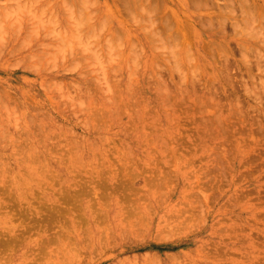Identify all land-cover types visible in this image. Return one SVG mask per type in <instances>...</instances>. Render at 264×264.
I'll list each match as a JSON object with an SVG mask.
<instances>
[{
  "label": "rangeland",
  "instance_id": "obj_1",
  "mask_svg": "<svg viewBox=\"0 0 264 264\" xmlns=\"http://www.w3.org/2000/svg\"><path fill=\"white\" fill-rule=\"evenodd\" d=\"M16 1L0 0V264H264V0H160L159 46L124 0H87L84 40L80 0ZM178 27L182 62L160 49Z\"/></svg>",
  "mask_w": 264,
  "mask_h": 264
},
{
  "label": "bare ground",
  "instance_id": "obj_2",
  "mask_svg": "<svg viewBox=\"0 0 264 264\" xmlns=\"http://www.w3.org/2000/svg\"><path fill=\"white\" fill-rule=\"evenodd\" d=\"M18 1V0H17ZM16 1V2H17ZM26 1H28V0H25L24 1V3L26 2ZM34 1H36V0H34ZM64 1V0H63ZM67 0H65V3H68V2H66ZM71 1V0H70ZM79 1V0H78ZM108 1V0H107ZM118 1H120V0H118ZM168 1H170V0H168ZM188 1V0H187ZM194 2L196 1V4L195 3H193L192 2V0H191V2H192V4H195L196 6H194V7H192V9L194 8H197L198 7V9H195V10H202L201 8L203 7V9H204V7H206L207 5V1L206 0H193ZM214 1V0H213ZM221 0H219V2H218V0H217V2H212L211 1V3H216V5H214L213 7L214 8H216L215 9V11H214V13H235V12H237L238 11V9L235 7V3H237V6H238V3H239V8H240V10H241V12L240 13H251V12H253V10L252 9H254V6L253 5H255L254 4V2L256 1V0H254V2H252L253 4H251V0H225L224 2H223V0H222V2H223V5H222V2H220ZM19 2L20 3H18L19 5H21L22 7H21V9L22 8H24V5H22V2L19 0ZM30 2V4L27 2V3H25V5H27V4H29V5H27V9H28V6L29 7H32V9L30 8V10H28V11H31V10H33V8H34V10H36V8H35V6L37 5V3H38V5L37 6H39V3H41L40 1L39 2H34L35 3V5L33 4V6H31V4L33 3V1L32 0H30L29 1ZM49 2V1H48ZM106 2V1H105ZM104 2V3H105ZM121 3L123 2V1H120ZM190 2V1H189ZM23 3V4H24ZM46 3V2H45ZM71 2H69L68 4H70ZM74 3H75V0H74ZM103 3V2H102ZM108 3V2H107ZM106 3V4H107ZM114 3H116V2H114ZM119 3V2H118ZM125 5H124V4ZM122 4H123V6L121 5H117L116 4V8H117V11L118 12H121L122 10H125V12H127V13H134V15H135V13H138L137 15H139V16H136L137 18H139V19H137L136 21H135V19H133L134 21H135V23L137 24V25H139L141 22H142V24H140L141 25V27H142V25H143V27H144V29H146L145 31H147V33H145V34H147V36H149L150 37V39L153 41V42H155L156 43V45H161V44H159V42H160V40L161 39H163V38H161V34H160V32H157L156 30H154V27L153 28H151L153 25H154V23L156 22L155 21V16L157 15L156 13H167L166 12V8H160V6L161 7H163L164 5H159V4H161V2H160V0H159V3H158V1L157 0H124V2H123ZM166 3V2H165ZM217 3H219V4H217ZM221 3V4H220ZM51 4V3H50ZM67 4V5H68ZM79 4H80V6H82V7H80V8H77L78 10L77 11H79V13H81V14H79V17L80 18H78L77 16V11L75 12V11H73L74 10V8H72L73 7V5L71 6V5H68V9L69 10H71V11H69L67 8H66V6L65 5H63V6H65V9L64 10H68V11H66V13L68 12L69 14H71V16H69V17H72V20H75L76 22H75V24L77 23V25H75V30L78 28V26H82V25H84V24H86V23H90L91 21H93L92 19L94 18V17H92V15L94 14V11L93 10H91L90 9V7H95V2L92 4L91 3V1H87V0H80L79 1ZM162 4H164V3H162ZM190 4V3H189ZM189 4H187L186 3V0H179V5L181 6V8H182V10H184L185 12H187V11H189L190 10V6H189ZM209 4H210V0H209ZM213 4H211V5H213ZM263 5H264V1H263V3H262ZM77 5V4H76ZM112 5V4H111ZM167 5V4H166ZM191 5V4H190ZM222 5V6H221ZM47 6V5H46ZM71 6V7H70ZM110 6V5H109ZM113 6V5H112ZM168 6V5H167ZM166 6V7H167ZM16 7V6H15ZM19 7V6H18ZM42 7V6H41ZM72 8V9H71ZM114 8V7H113ZM208 8V7H207ZM14 9V8H13ZM17 9V8H16ZM39 8H37V10H38ZM47 10H48V8H46ZM80 9V10H79ZM108 10H109V7L107 8ZM170 9H171V7H170ZM175 9H177V8H175ZM36 10V11H37ZM46 10V11H47ZM116 10V9H115ZM169 10V9H168ZM237 10V11H236ZM39 11V12H38ZM37 12L38 13H42L41 11H42V9H39ZM45 11V10H44ZM205 11V10H204ZM9 12V11H8ZM16 12V11H15ZM20 12H25L24 11V9H23V11L22 10H20V8H19V13ZM53 12V11H52ZM51 12V13H52ZM110 12V11H109ZM114 12V11H113ZM176 12V11H175ZM206 12H208V11H206ZM54 13V12H53ZM156 15H155V14ZM170 13V12H169ZM172 13H174V12H172ZM209 13V12H208ZM212 13V12H211ZM44 14H45V12H44ZM43 14V15H44ZM113 14V13H112ZM168 14V13H167ZM166 14V15H167ZM40 15V14H39ZM75 15V17H74V19H73V16ZM77 15V16H76ZM95 15V14H94ZM115 15V14H114ZM133 14H131V16H132ZM55 17H56V15H54ZM82 16V17H81ZM118 16V15H117ZM169 16V15H168ZM41 17H44V16H42L41 15ZM165 17V16H164ZM177 17V16H176ZM185 17V16H184ZM50 18V17H49ZM48 18V19H49ZM163 18V17H162ZM161 18V19H162ZM166 18V17H165ZM169 18H171V17H169ZM192 18V17H191ZM69 19V18H68ZM120 19V18H119ZM168 19V18H167ZM178 19V18H177ZM188 19H190V17L188 18ZM70 20V19H69ZM84 20V21H83ZM106 20V19H105ZM104 20V21H105ZM111 20V19H110ZM118 20V19H117ZM175 20V19H174ZM71 21V20H70ZM104 21H102L103 23H104ZM112 21V20H111ZM111 21H110V23H111ZM120 21V20H119ZM141 21V22H140ZM155 21V22H154ZM170 21V20H169ZM193 21V20H192ZM106 22V21H105ZM108 22V21H107ZM160 22V21H159ZM171 22H173V20L171 21ZM185 22H186V20H185ZM45 23V22H44ZM73 23H74V21H73ZM119 23V22H118ZM139 23V24H138ZM178 23V22H177ZM182 23V22H181ZM187 23V22H186ZM189 23V22H188ZM187 23V24H188ZM108 24H109V22H108ZM121 24V23H120ZM124 24V23H123ZM153 24V25H152ZM186 24V25H187ZM104 25L106 26L107 24L106 23H104ZM103 25V26H104ZM140 25H139V27H140ZM164 25V24H163ZM185 25V26H186ZM108 26V25H107ZM155 26V25H154ZM180 26H182V25H180ZM77 27V28H76ZM79 27V31H80V29H82V28H80ZM83 27V26H82ZM74 28V27H73ZM92 29V31L94 32L95 30L93 29L94 27H93V25H92V27H91ZM101 28V27H100ZM103 28V27H102ZM106 28V27H105ZM185 28V27H184ZM96 29V28H95ZM114 29V28H113ZM148 29V30H147ZM183 29V28H182ZM180 27H178V34H177V38H175V41H176V43H174V44H170V45H168L167 46V44L166 45H164V44H162L163 45V47L161 48L160 47V49H165V47H168V48H170V51L172 50V52H174V54H176L177 55V57H179L178 59L182 62V61H187L188 60V58H189V53H188V44H190V42H189V38L190 37H188L187 35H186V33L182 30ZM78 30H76L78 33L77 34H75V33H73V35L75 34L76 36H77V38L79 39V36L81 37L80 39L82 40H84V36L82 35V33L80 34L79 33V31ZM122 31V30H121ZM80 32H82V31H80ZM100 32V31H99ZM110 32V31H109ZM116 32V31H115ZM195 32V31H194ZM95 33V32H94ZM116 33H118V32H116ZM78 34H79V36H78ZM97 34V33H96ZM120 34V33H119ZM123 34V33H122ZM75 35H74V38H75ZM100 35V34H99ZM113 35H114V33H113ZM117 35V34H116ZM163 35V34H162ZM189 35H191V34H189ZM196 35V34H195ZM61 36V35H60ZM118 36H120V35H118ZM121 36H123V35H121ZM146 36V35H145ZM146 36V37H147ZM164 36V35H163ZM194 36V35H193ZM63 37V36H62ZM93 37H95V34L93 35ZM113 37V36H112ZM198 37V36H197ZM116 38H117V36H116ZM122 38V37H121ZM120 38V39H121ZM155 38H156V40H155ZM193 38V37H192ZM196 38V37H195ZM79 39V40H80ZM87 39H89V38H86V40ZM110 39V38H109ZM108 39V40H109ZM111 39H113V38H111ZM110 39V40H111ZM143 39V38H142ZM85 40V41H86ZM100 40V39H99ZM174 40V39H173ZM67 41H68V39H67ZM66 40H65V42H67ZM85 41H83V42H85ZM88 41V40H87ZM112 41V40H111ZM120 41V40H119ZM121 42H122V39H121ZM120 42V43H121ZM163 42V41H162ZM172 42V41H171ZM59 43H62V41L61 42H59ZM78 43H80V42H78ZM81 43H82V41H81ZM87 43V42H86ZM88 43H89V41H88ZM91 43V42H90ZM92 43H94V42H92ZM106 43H107V41H106ZM108 43H110V41L108 42ZM124 43V42H123ZM165 43H166V41H165ZM84 44V43H83ZM95 44V43H94ZM113 44V42L110 44V46ZM116 44H118V43H116ZM61 45V44H60ZM74 45V44H73ZM88 44H86V46H85V44H84V47H89V46H87ZM90 45V44H89ZM114 45V44H113ZM120 45V44H119ZM118 45V46H119ZM124 45V44H123ZM174 45V46H173ZM2 46V45H1ZM63 46V45H62ZM66 46H67V44H66ZM90 46H92V45H90ZM133 46V45H132ZM3 47V46H2ZM83 47V48H84ZM93 47V46H92ZM107 47H109V46H107ZM113 47V46H112ZM111 47V48H112ZM114 47H116L117 48V46L115 45ZM113 47V49H116V48H114ZM122 47V46H121ZM120 47V48H121ZM155 48L157 47V46H154ZM172 47H173V49H174V51H173V49H172ZM176 47V48H175ZM63 48V47H62ZM110 48V47H109ZM110 48V49H111ZM84 49H87V48H84ZM119 49V48H118ZM160 49H158V47L156 48V49H154L155 51L157 50V51H159ZM96 50V49H95ZM102 50V49H101ZM107 50H109V49H107ZM121 50V49H120ZM119 50V51H120ZM147 50V49H146ZM149 50V49H148ZM65 51H66V49H65ZM93 52V50L91 49L90 50V53L92 54V52ZM112 50H110V52H111ZM116 51H117V49H116ZM122 51V50H121ZM120 51V52H121ZM156 51V52H157ZM89 52V51H88ZM109 51H107V53H108ZM149 52V51H148ZM112 53V52H111ZM115 52H113V54H114ZM117 53H119V52H117ZM56 54V53H55ZM98 54H101V53H98V51H97V53L94 55L95 56V58H94V60L96 59V58H98L99 57V60L98 59H96L98 62L101 60V59H103V57L102 58H100V56L98 55ZM112 54V55H113ZM121 54V53H120ZM130 54V53H129ZM62 55H63V53H62ZM64 55H66V54H64ZM96 55L98 56V57H96ZM108 55H111V54H108ZM118 55V54H117ZM107 56V55H106ZM128 56V55H127ZM108 57V56H107ZM111 57V56H110ZM109 57V58H110ZM115 57V56H114ZM118 57H120V55L118 56ZM93 58H92V60H93ZM113 58V57H112ZM114 59V58H113ZM91 60V61H92ZM109 60V59H108ZM107 60V61H108ZM106 61V62H107ZM100 64L101 63H104V62H102V60H101V62H99ZM103 65V64H102ZM102 65H100V66H102ZM102 70H103V68H102ZM103 72H105L104 70H103ZM107 74V73H106ZM104 75H105V73H104Z\"/></svg>",
  "mask_w": 264,
  "mask_h": 264
}]
</instances>
